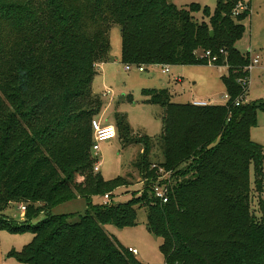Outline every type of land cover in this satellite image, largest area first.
I'll return each mask as SVG.
<instances>
[{
    "label": "trees",
    "instance_id": "16d2710c",
    "mask_svg": "<svg viewBox=\"0 0 264 264\" xmlns=\"http://www.w3.org/2000/svg\"><path fill=\"white\" fill-rule=\"evenodd\" d=\"M239 4L218 0L210 22H200L193 15L200 5L180 9L171 0H0V212L14 202L26 206L24 221L0 215V230L34 234L11 255L29 264H142L104 225H136L143 206L165 264H264V202L260 218L251 207L253 190L264 194V148L251 139L264 101L244 102L251 60L236 47L245 30L236 18L250 6L234 15ZM114 25L125 64H210L216 57L215 66L228 67L224 104L180 105L168 88L143 90L164 108L159 165L172 171L166 203L153 193L147 141L136 162L147 179L141 195L115 203L113 191L129 184L126 177L105 181L94 173L92 120L104 102L92 86L98 65L112 60ZM115 116L130 138L127 117ZM100 194L109 200L93 204ZM77 196L88 202L78 222L49 213Z\"/></svg>",
    "mask_w": 264,
    "mask_h": 264
},
{
    "label": "rangeland",
    "instance_id": "374dc122",
    "mask_svg": "<svg viewBox=\"0 0 264 264\" xmlns=\"http://www.w3.org/2000/svg\"><path fill=\"white\" fill-rule=\"evenodd\" d=\"M180 9H189L192 4L200 5L199 11L193 13L196 20L210 22L215 13L218 0H171ZM241 3L250 6V13L236 21L244 26V32L236 47L251 62L259 59L251 70L249 88L244 102L264 101V0H241ZM111 62L104 69L99 68L93 81V91L99 95L104 107L95 118H102L103 123L116 126L118 136L115 139L100 143V151L97 154L102 162L100 174L105 181H112L118 177H126L128 185L119 187L113 191L111 199L115 203H125L133 198V192L143 193L147 179L143 169L136 167V162L142 160L144 143L148 147L147 161L151 163L150 170H155L157 177L159 165L163 162V144L159 138L163 130L164 108L147 102L148 96L144 89L168 88L172 95V101L176 104H188L195 100H208L213 104L226 103L227 89L222 76L227 74L228 67L211 64L193 65H168L169 72L163 73L162 65L144 66L145 71L140 72L138 66L133 65L131 70L126 69L121 61V28L114 25L110 32ZM204 51H198L203 55ZM250 65V64H249ZM180 79L181 81H178ZM130 99V100H129ZM116 113L123 114L131 126L129 137L122 135L117 127ZM105 120V121H104ZM150 137L142 143H125V139H137L141 136ZM251 139L264 148V109L258 112L257 125L251 130ZM96 158V155H94ZM96 174V172H94ZM254 169H252L251 181L254 188ZM77 181L83 184L87 181L78 177ZM112 193V192H111ZM105 202L103 195H94L93 204ZM264 202V194L260 195L255 190L252 192V211L260 218L263 215L261 203ZM20 203H11L0 215H7L16 221H24V214ZM88 209L87 199L77 196L71 200L62 202L49 211L50 214L70 215L71 222H78ZM147 207L137 208V224L127 227H117L112 224L104 225L106 232L125 248L133 247L139 251L136 256L142 264H165L164 256L160 250L162 239L149 232L147 227ZM47 214H42L40 218ZM34 234L30 231L13 233L8 230H0V264H29L20 261L11 255L15 251H21L33 241Z\"/></svg>",
    "mask_w": 264,
    "mask_h": 264
},
{
    "label": "built area",
    "instance_id": "2783aa9c",
    "mask_svg": "<svg viewBox=\"0 0 264 264\" xmlns=\"http://www.w3.org/2000/svg\"><path fill=\"white\" fill-rule=\"evenodd\" d=\"M244 9H245V6L243 4H239V6L234 11V15L239 14ZM210 55H211V53L209 51L206 52V56H210ZM216 60H217L216 57H211L209 62L212 64L213 61H216ZM258 63H259V59L255 58L250 63V65L247 66L246 69H251V68H253V66L255 64H258ZM132 66H133L132 64H127L126 69L131 70ZM138 70L140 72H144L145 71L144 65L138 66ZM167 72H169V66H165V68L163 69V73H167ZM240 81H242L241 83L243 85L246 84L245 80H240ZM225 99L226 100L229 99L227 94L225 95ZM192 103L195 105H206V104H208L207 102L201 101V100H195ZM239 103H240V101H237V104H239ZM92 129H93L92 152H93V155H96V161L94 163V170H95V172H99L101 165H102V162L99 161V157L97 155L100 151V143L103 141L115 139L118 136V132H117L116 126H114L113 124H110V123H103L98 118H94L92 120ZM153 168H158L157 169V172H158L157 178L153 182V185H152L153 193H154L156 198H159L162 202L166 203L169 200V184L172 182V176H171L172 171L167 170L165 167H163L161 165H154ZM104 199H105V202H107L109 200V195L106 194L104 196ZM20 208H21L22 212L25 213L26 206L21 205ZM129 250L132 251L135 255L139 254V251L135 248L130 247Z\"/></svg>",
    "mask_w": 264,
    "mask_h": 264
},
{
    "label": "crops",
    "instance_id": "0c3cea01",
    "mask_svg": "<svg viewBox=\"0 0 264 264\" xmlns=\"http://www.w3.org/2000/svg\"><path fill=\"white\" fill-rule=\"evenodd\" d=\"M111 62V61H110ZM108 62H106V63H102V64H99L98 65V70H99V68H102V70L104 69V67L106 66V64H107ZM219 67H222V68H226L225 66H219ZM98 74H100V71H98ZM97 74V75H98ZM96 75V76H97ZM178 81H181L180 79H178ZM201 101H205V102H207L208 104H213V102H208V100H201ZM225 103V102H224ZM224 103H222V104H224ZM100 120L103 122V120H102V118H100ZM105 121V120H104ZM23 214H25V213H23ZM130 248V247H129ZM131 248H133V247H131ZM136 249V248H135Z\"/></svg>",
    "mask_w": 264,
    "mask_h": 264
},
{
    "label": "water",
    "instance_id": "95a60500",
    "mask_svg": "<svg viewBox=\"0 0 264 264\" xmlns=\"http://www.w3.org/2000/svg\"><path fill=\"white\" fill-rule=\"evenodd\" d=\"M211 34H213V31H211Z\"/></svg>",
    "mask_w": 264,
    "mask_h": 264
}]
</instances>
